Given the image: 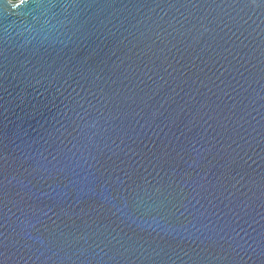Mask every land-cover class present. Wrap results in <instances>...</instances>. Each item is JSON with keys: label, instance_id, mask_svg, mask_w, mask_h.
<instances>
[{"label": "water", "instance_id": "obj_1", "mask_svg": "<svg viewBox=\"0 0 264 264\" xmlns=\"http://www.w3.org/2000/svg\"><path fill=\"white\" fill-rule=\"evenodd\" d=\"M0 264H264V0H0Z\"/></svg>", "mask_w": 264, "mask_h": 264}]
</instances>
